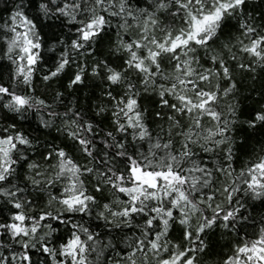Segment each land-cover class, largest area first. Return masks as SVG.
Instances as JSON below:
<instances>
[{"label": "snow or ice", "instance_id": "6c2138e0", "mask_svg": "<svg viewBox=\"0 0 264 264\" xmlns=\"http://www.w3.org/2000/svg\"><path fill=\"white\" fill-rule=\"evenodd\" d=\"M0 13V264H264V0Z\"/></svg>", "mask_w": 264, "mask_h": 264}, {"label": "trees", "instance_id": "16d2710c", "mask_svg": "<svg viewBox=\"0 0 264 264\" xmlns=\"http://www.w3.org/2000/svg\"><path fill=\"white\" fill-rule=\"evenodd\" d=\"M0 15H3V13H0Z\"/></svg>", "mask_w": 264, "mask_h": 264}]
</instances>
